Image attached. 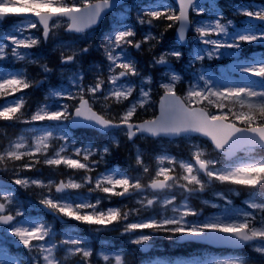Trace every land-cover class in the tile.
I'll return each instance as SVG.
<instances>
[{"label": "snow or ice", "instance_id": "obj_1", "mask_svg": "<svg viewBox=\"0 0 264 264\" xmlns=\"http://www.w3.org/2000/svg\"><path fill=\"white\" fill-rule=\"evenodd\" d=\"M174 3L176 6L153 3L141 10L138 22L152 25L161 19L168 21L167 28H177V41L180 44L186 40L188 31L193 30L198 35V44L189 62L190 68L196 61L202 63L205 59H220L227 55L236 57L235 71L245 77H259L260 81L225 83L201 67L193 73L187 87L178 92V85L184 77L171 68L168 58L179 60L183 53L174 48L154 60L157 65L168 66V71L157 85L162 90L158 114L139 119L138 111H147L152 106V77H142L128 50H140L142 45L156 40V37L149 32L143 38L136 39L134 26L120 17H114L111 30L99 45L107 62L106 78L103 70L96 67L95 82L85 85L84 73H73L70 79L76 91L52 88L45 103L27 120H23L21 112L25 99L16 94L33 87L34 82L24 70L0 71V97H15L0 104V120H22L27 124L53 122L27 129V135L19 136L0 150V166L7 170L9 162L26 161L13 169L17 178L12 183L44 190L39 204L54 217L95 225L98 226L97 230L124 222L123 232L133 237L131 242L135 245L147 247L154 233L164 232L170 234L169 238L178 236L197 241L223 242L234 248L249 245L264 253V57L240 56L244 44L264 45V7L259 10H249L250 6L237 9V14L260 22L259 26L249 24L240 30L231 19H225L222 13L216 11L215 4L206 3L205 0H174ZM119 5L120 0H0V22L9 16L22 18L15 32L8 33L3 39L10 41V54L16 60L37 63L29 52L23 50L55 38L57 30L61 28L65 33L80 34L83 39L84 34L89 33L102 16ZM206 9L212 13L211 22L191 19L192 13L203 16ZM38 26L41 35L26 34ZM76 43H60L62 49L69 50L68 54L61 52L63 65L77 63L78 56L89 51V47L76 48ZM8 47V43H0V60L7 58ZM42 67L46 73L51 71L46 65ZM132 77H140L141 83L138 85ZM61 99L75 101V104H60ZM97 105L100 110H97ZM113 105L123 106V110L110 115L109 110ZM80 126L95 128L106 135L112 130L121 129L129 140L138 136L187 139L201 136L210 141L213 152L223 155L224 161L222 163L211 156L201 144H192L190 159L158 156V167L151 176H148L150 169L140 152L136 156V165L142 169V175L130 176L118 168H111L93 176L90 173L110 153V147L78 145L67 128ZM41 158L43 164L50 168L64 166L75 172L83 171L85 175L80 180L69 177L59 181L20 175L40 164ZM165 162L168 166H164ZM177 167L179 172L176 171ZM145 176H148L147 180ZM216 183L253 190L245 201L247 208L231 207L232 201L225 193L216 191L214 195L226 201L224 213L198 221L188 220V217H201L203 210L191 207L186 202L177 205V194L187 201L192 196L205 193ZM86 186L87 193H80L79 190ZM96 192L105 196L91 199V194ZM159 193H165L163 198ZM235 194L239 195V191ZM113 196L139 197L136 199L139 207L102 208L103 200ZM169 206L173 213L171 216L163 214L168 212ZM212 207L218 205L212 204ZM149 212L155 215H145ZM9 233L31 254L27 264H66L73 257H78L75 264H91L94 250L87 239L72 231L58 234L51 224L26 215V209L16 198L14 188L0 184V234L7 236ZM96 255L103 264H126L128 253L100 251ZM0 264L25 262L0 248ZM167 264L246 262L239 256H229L200 257L169 261Z\"/></svg>", "mask_w": 264, "mask_h": 264}, {"label": "rangeland", "instance_id": "obj_2", "mask_svg": "<svg viewBox=\"0 0 264 264\" xmlns=\"http://www.w3.org/2000/svg\"><path fill=\"white\" fill-rule=\"evenodd\" d=\"M144 1L145 0H135V3H141V2L144 3ZM228 1L230 3L231 0H228ZM165 4H169V3L165 2ZM151 5L152 4H147V5L144 6V8L150 7ZM242 6L243 7H249L250 6L249 10H251L253 8L255 10H259L261 7H264V2H261L260 0H258V1L257 0H239V3H234L233 4V7H234L233 9L237 13V9L241 8ZM216 11L218 13H221L220 12L221 8H218L217 5H216ZM118 15H120V17L123 20H128L129 17H130L128 14H121L118 11V12L114 13L110 17V19H113L114 17H116ZM238 15L240 16V18H233L231 20L233 21V24L238 29L242 30L243 26H247L246 23H245V19H244L245 16H243L242 14H238ZM20 20L21 19H18V18L13 19L14 23H12L10 25V26H13L12 30L1 33L2 35L0 36V43H7V42L4 41L3 37L6 36L8 33H14L16 25L20 22ZM200 20H203L206 23L207 22H211V20H212L211 11L206 9L204 15L202 16V18ZM36 30H38V28L37 29H31L26 34L34 35L33 31H36ZM230 31H231V29H230ZM149 32L150 31H144V35L148 34ZM95 34H96L95 31H89V33L84 34V37H86L87 39H89V38L93 39L95 37ZM65 35H67V34L61 28V29L57 30V34H56L55 38H50V40L52 41L51 50H52V52H57L60 58H61V52L62 51L65 52V54H68V51H69L68 49H62L60 47V43L61 42L68 43V42H71V41H75V40L69 38V36H65ZM79 38L81 39L80 36H79ZM8 45H9V47H8V49H6V52H8V56H7L6 59L0 60V71H12V70L19 71V70H22L24 68L22 66V64H24L25 61H18L14 57H12L11 54H10V49H11L12 45H11V43H8ZM144 45H145V48L142 46L141 49H142V51L145 52L147 47H152L153 46V42L149 41L147 44H144ZM75 47L76 48H81L80 44H78V43H76ZM244 48L247 49V50H252L253 49V47H251L250 44H244L242 46V49H244ZM242 49H241V51H242ZM23 51H26V50H23ZM162 51H164L162 53L167 52V50H162ZM241 51H240V54H241ZM162 53L161 52L158 53V57ZM51 56H52V58H54L53 55H49V54H43L40 57L39 56L35 57V56L31 55L32 59L36 60L37 63L26 62L27 64H29V65L31 64L32 65L31 74L34 77V80H33L34 81V86L29 89V93L28 92H22V93H17L16 94L17 96H23L24 99H25V106H24L23 109H21V112L23 113V120L24 119H29L30 115L33 112H35L40 105L45 103V98L48 96V94H49V92H50V90L52 88L63 87L65 89H70L73 92L76 91L75 87L72 86V84H71V79L70 78L72 77L73 73L78 72V71L82 72V71L79 70L76 67V63L75 64H71V65H63L61 63V60H57L56 63H55L56 65H54V68H52L51 71L46 73L42 66L46 65L50 69V67H49L50 59L49 58ZM261 57H262V55L260 53H257L256 56H255L256 59H260ZM172 58L173 57H169L168 58L169 61H170L171 67H172V63H173ZM236 62H237L236 57H231V56H227L226 55V56L221 57L220 59H212V60L205 59V61H203L202 63L198 62V64H200L199 65L200 68L203 67L204 69L207 70L208 73H211L216 79L222 80L225 83L235 82V81L234 80L224 79V78L221 77L220 74L219 75L215 74L214 70L211 69V66L213 64L218 65V67L220 69H223L226 73H228L229 71H231L232 73H238V76L241 78V80L259 78V77H255V76L245 77L242 73H239V72L235 71L234 65L236 64ZM159 67H160L161 70H159V72H158V76H159L158 78H160L158 81L161 82L162 77L164 76V73L166 71H168V66L159 65ZM92 71H96V69H92ZM174 71H176V70H174ZM84 77H88V76H86L84 74ZM91 77L94 78V76H91ZM142 77H148V76L142 75ZM189 80L190 79H185L184 78L183 81L181 82V84L178 85V86H181L183 89H185L187 87V84H188ZM140 81H141V78H140ZM84 84L88 85V84H92V83L89 80L86 81L85 78H84ZM155 92L156 93L160 92V90L157 87V85H156ZM14 98L15 97H12L11 100L14 99ZM11 100L8 97H6V99L3 101V103H5L6 101H11ZM61 100H63V99H61ZM48 102L51 103V100H49ZM70 102L72 104H75V101H70ZM48 123H51V122H48ZM20 126L21 127H25V125H20ZM123 134H125L124 131H123ZM24 135H27V134H24ZM113 140L115 142L121 143V134H117V136L115 138H113ZM56 143H62V142L57 141ZM183 143L186 144L188 151H190V147H191L192 144H201L202 146H204L208 150L209 153H213L200 140L184 138L183 139ZM158 144L162 145L163 147H171V148H173V146L175 145L176 146L175 148H177L180 151H184V149H182V146H181L182 141H179V140L172 141V140L160 139L158 141ZM137 150H138L137 153L138 152L142 153V151L139 148H137ZM49 155H51V153H49ZM160 155H169V154H160ZM169 156H173V155H169ZM175 157L178 160L179 159H184L183 157H180V158L177 157V156H175ZM164 166H168L167 162H165ZM157 167H158V163L156 164L155 170L157 169ZM155 170H153V172H155ZM176 171L179 172L180 169L177 167ZM82 175L84 176L85 174H82ZM152 175H154V173ZM83 176H81L79 178H75L74 176H71V177L74 178V179L80 180ZM15 178H17V177L15 176ZM38 178L43 179L42 177H38ZM218 184L217 183L214 184V186L212 188L208 189V191H206L205 193L196 195L195 197H197L198 200L204 205V207L201 208L202 210L206 209V206H209V205H212V204H216L218 206H222V208H220L219 210L208 209L207 212H203V215L201 217H192V219H188V220H190V221H198L200 219H203L204 217L217 216V215H222L224 213L225 207L227 206L226 205V201H224V200L218 201L217 199H220V198H218V197H216L214 195V192H216V191H223L225 193V195L228 197V199L232 201L231 207L241 208V209H246L247 208V206L245 204V201L248 198V192H247V194H244V191H243L246 188L241 189V188H237L236 186H233V185H226V186H228L226 189L220 190L219 188H217ZM31 187H35V186H31ZM236 191H239V195H240L239 197H238V195L235 194ZM145 195H148V194H145ZM164 195H165V193H160V196L162 198H163ZM96 197H104V196L103 195H98V196H92L91 195L90 198L95 200ZM149 198H151L150 195H149ZM136 199H139V197H136L130 203V208L139 207V205L136 204ZM109 200L110 199H104L102 204H101V207L102 208L112 207V206L107 204V202H109ZM204 201H209V203L206 204V203H204ZM185 202L188 203L192 207V203L189 201V199L187 201H185L181 195L177 194V205L183 204ZM238 202H241V203H244V204L243 205H239ZM248 210L251 211V209H248ZM163 214H166L168 216L173 215V213L171 212V206H169L168 212L167 213H163ZM145 215H155V213L149 212V213H145ZM141 218H143V217H141ZM169 236H170L169 233H164V232L154 233L153 234V239L151 241H156L158 243H163L165 241V239H166L170 246H172V247L173 246H178L179 245L177 243L178 236H174L172 238H169ZM132 238L133 237H131L130 235H128L126 237V239L129 242L132 241ZM15 239L17 240V238H15ZM157 247H159V246H157ZM100 251H106V252H109V253L122 252V251H110L106 247H100V248L97 249L96 253H98ZM96 253H95V255L93 254V257L96 258V261L93 264H103V261L99 259V257L96 255ZM229 256H232V255H225L223 257H229ZM223 257H221V258H223ZM153 264H156V263H153Z\"/></svg>", "mask_w": 264, "mask_h": 264}, {"label": "trees", "instance_id": "obj_3", "mask_svg": "<svg viewBox=\"0 0 264 264\" xmlns=\"http://www.w3.org/2000/svg\"><path fill=\"white\" fill-rule=\"evenodd\" d=\"M158 24H164L163 25V31L166 33V34H168L167 32H169V31H171L172 29H174V27H172V28H167V24L169 23V22H167L166 20H163V19H161V20H158V21H156ZM161 25V26H162Z\"/></svg>", "mask_w": 264, "mask_h": 264}]
</instances>
